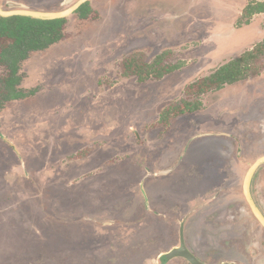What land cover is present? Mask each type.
Masks as SVG:
<instances>
[{
  "label": "rangeland",
  "instance_id": "374dc122",
  "mask_svg": "<svg viewBox=\"0 0 264 264\" xmlns=\"http://www.w3.org/2000/svg\"><path fill=\"white\" fill-rule=\"evenodd\" d=\"M78 1L2 0L5 10H11L8 4L13 3L20 9L51 13L64 12ZM153 1L93 0L94 8L100 6L97 12L88 20L77 14L67 17L65 39L32 53L22 64L25 96L0 110V264L94 263L88 254L84 259L83 251L89 249L82 248L84 243L91 245L90 240L97 244L102 239L94 234L97 226L85 221L94 212L79 200V188L65 183L70 175L93 168L100 177L109 170L105 167L126 162L122 155L129 152L135 157L127 155L128 161L146 172L179 161L194 178L206 176L213 171V161L221 160V171L229 172L227 179L234 168L236 174L225 188L230 193L241 191L232 188L238 182L242 186L244 176L236 171L245 172L239 161L244 146L237 144L233 154L227 136L244 132L262 118L264 79L227 85L201 97L200 112L174 118L168 111L194 101L190 84L264 40V15L245 25L249 18L240 15L244 7L240 0H165L168 7L163 13L169 18L164 20L156 15ZM197 19L209 23L204 36L203 26L189 27V21ZM163 54L165 65L180 68L162 79L152 73L141 82L139 69L133 73L125 67L133 57L140 66H151ZM258 63L264 74V59ZM5 76L0 67V77ZM258 95L262 101L252 100ZM147 126L155 131L139 147L138 135L143 138ZM108 158L113 161L106 166ZM132 182L125 180L112 191L96 188L100 191L96 195H107L102 204L108 212L120 195L137 196L135 184L128 185ZM255 184L263 198L264 166ZM168 187L178 198L191 200L206 189L205 183L185 180ZM55 234L62 239L54 241Z\"/></svg>",
  "mask_w": 264,
  "mask_h": 264
},
{
  "label": "flooded vegetation",
  "instance_id": "af4514ba",
  "mask_svg": "<svg viewBox=\"0 0 264 264\" xmlns=\"http://www.w3.org/2000/svg\"><path fill=\"white\" fill-rule=\"evenodd\" d=\"M71 1L73 0H66V3H70ZM153 2L155 4L154 9L156 15L158 13L164 20L168 19L169 14L166 12L163 13L164 8L167 9L168 7L164 6L165 0H154ZM240 2L241 5L244 6L240 15L243 16L245 14L246 17L249 18L245 25H249L255 20L252 17L256 18L258 15H264V1L240 0ZM86 4L81 6L72 15L77 14L82 20H88L92 13L98 11L97 7H100L97 6L94 8L93 0L89 1V6L87 11H85L87 18H82V13H79V10ZM0 7L5 12L32 11L51 13L48 11L20 9L15 7L13 3H10V5L8 4L11 10H5L2 0H0ZM256 9H262V11H252ZM193 22L194 21H189L188 24L190 28L192 27L193 29L196 25H201L203 26L201 33H203V36L207 34V26L209 24L207 20L197 19L194 23ZM261 35L263 36L264 34L262 33ZM262 43H264V40L261 39V41L253 44L254 46L252 45V47L247 49L243 54H240L239 57L234 58V60L254 50ZM232 61L229 60V62H225L224 65ZM1 68L6 70L4 67ZM262 71L263 70H260V72L256 74L251 73L245 80L238 83L245 82V86L248 83L252 84L261 79L263 80L264 74H262ZM210 75L202 77L188 86V92L191 94V97H194V101L186 100L185 105L187 103L198 104L197 109L191 111L187 110L185 113L181 114L179 110L182 107H180L177 112L173 111L174 107L171 110L173 112L171 113V111H168V114L171 113L172 116L174 114V118H176L185 114H193L202 111V109H204V103L200 98L211 92L207 94H198L196 88L190 89V87L198 84ZM236 84L237 83L228 86L234 87ZM226 86L227 85L223 88ZM261 89H264V87ZM258 99L262 101L263 96L258 95V97H252V100L257 101ZM166 118L161 122V125L164 127L168 124V118ZM148 126V129H145L147 132L144 133L143 138L141 135H138L140 136L138 138L140 140L137 141L139 147L146 144L145 142L148 139L150 140V137L155 131V129L149 130ZM136 133L137 132L134 131L135 135H137ZM227 138L231 139L233 154L236 153L237 144H239V146H244L240 149L239 161L245 166V172L244 169L236 171L239 176H244L243 182L241 179L242 186L239 185L238 182V184L232 188H241V191H236L234 193H230V191L225 188V183L227 180L230 181L233 176L236 178L235 168L233 169V175H231L230 179L229 177L227 179L229 172H227L225 168L221 171V160L213 161L211 167L213 168L212 172H207L206 176L197 174L196 178H194L189 172L186 173L188 170L182 168L179 161H175L171 167L164 168L160 171L153 170V172H146L142 166L138 167L137 164L132 165L133 162L128 161L129 155L134 156L133 153L129 152L122 155L125 157L124 160H126V162L120 161L111 166L109 164L113 161H111L112 158L105 159L104 162L106 166L109 165L105 168L109 170L101 173L100 177L97 176L98 172H96L95 168L83 173L70 175V179H67V183L65 184L72 186V188H79V192H77V194H80L77 195L80 196L79 200L86 206H89L90 211L94 212V216L89 217L91 220H84L87 221V223H94V225L97 226L95 227L96 231H94V234H98V237L102 238L98 240L97 244L92 240L89 241L92 243L91 245L84 243L82 248H88L89 250L87 252H84L82 248H77V250H79L77 252L78 255L82 254L80 251L82 250L84 259L87 258L86 255L88 254V257L94 258V263H89L86 260L82 263L78 260L73 264H192L187 258L190 255L197 260L199 264H264V226L253 212L245 194V181L250 169L259 159L264 157V154L259 152H264V113L262 118L257 120V124L247 125V130L244 132L238 135L227 136ZM241 139L242 141H240ZM235 141L238 143H235ZM85 158L88 159L91 157L85 156ZM228 159L238 161L233 157ZM135 163L136 162H134V164ZM119 165H121V168L118 169ZM261 167L253 175L250 193L253 202L264 217V197H261L259 189L255 184L256 175L259 174ZM133 174L135 176L132 180L130 176ZM177 174L180 175V177H175ZM125 180L133 181L128 185L132 186L135 184L134 188L138 191L137 196H131L129 198L128 196L124 197L120 195V197H118L120 199H118L119 201L116 203V206H112L113 209L108 212L109 209L104 208V204H102L103 199H105L107 195H96L100 192L96 190L101 188L103 191L106 189L107 191H112L115 185H123L124 183L122 182ZM184 180L187 181L188 184L197 181L205 183L206 189L203 188L199 190L193 200L190 198L180 199L173 193L171 194L170 188L168 187L169 184L173 181L181 182ZM104 184L105 186H103ZM48 187L49 184L46 186L45 190H47ZM77 196L75 201L78 202V205L80 201ZM121 201H125V203L121 204ZM122 227L125 228L123 232L119 231ZM108 228H113V231ZM114 229H116V231H114ZM108 231L109 237H105V233ZM61 239L62 237L58 234L54 235V241L57 242ZM173 252H175L177 256L173 258L166 257Z\"/></svg>",
  "mask_w": 264,
  "mask_h": 264
},
{
  "label": "trees",
  "instance_id": "16d2710c",
  "mask_svg": "<svg viewBox=\"0 0 264 264\" xmlns=\"http://www.w3.org/2000/svg\"><path fill=\"white\" fill-rule=\"evenodd\" d=\"M89 4L79 10L82 18H87ZM261 12V10H252ZM86 14V15H84ZM253 14V13H251ZM67 19L50 21L34 20L27 17L15 16L10 18L0 17V66L7 70L5 77H0V110L5 103L19 100L25 96L21 89L23 77L21 65L33 52L45 51L65 39ZM166 55H160L151 66L139 65L136 57L128 60L125 67L129 72L141 71L139 79L145 82L152 73L157 78L175 72L180 67L177 65H164ZM264 59V43L254 50L247 52L242 57L221 66L212 75L203 79L190 89L196 88L198 94L221 90L225 85H233L245 80L251 73L260 72L259 61ZM198 104L187 103L181 109L175 107L173 111L181 114L187 110H195ZM171 111V112H173Z\"/></svg>",
  "mask_w": 264,
  "mask_h": 264
},
{
  "label": "water",
  "instance_id": "95a60500",
  "mask_svg": "<svg viewBox=\"0 0 264 264\" xmlns=\"http://www.w3.org/2000/svg\"><path fill=\"white\" fill-rule=\"evenodd\" d=\"M89 1H91V0H79L77 2V4H75L72 8L68 9L67 11L57 12V13H42V12H32V11L5 12L0 7V16L7 18V17L15 16V15H20V16H24V17L33 18V19L49 20V21L50 20L65 19V18L69 17L70 15H72L81 6L88 3ZM258 1H264V0H258ZM3 139H5V141L9 142L8 139H6V138H3ZM263 165H264V157L259 159L250 169V171L246 177V181H245V194H246V197L248 199V202H249L253 212L255 213L257 218L261 221V223L264 226V217L260 213L258 208L256 207L255 203L253 202L252 197H251V193H250V185H251L253 175ZM175 256H177V254L175 252H173L171 254H168V256H166V257H172L173 258ZM187 258L189 259V261L192 264H199V262L197 260H195L191 255L188 256Z\"/></svg>",
  "mask_w": 264,
  "mask_h": 264
}]
</instances>
